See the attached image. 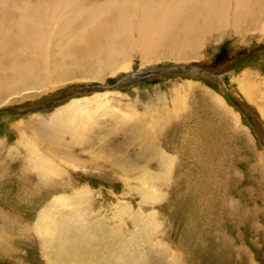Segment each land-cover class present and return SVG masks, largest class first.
<instances>
[{
  "label": "rangeland",
  "instance_id": "rangeland-1",
  "mask_svg": "<svg viewBox=\"0 0 264 264\" xmlns=\"http://www.w3.org/2000/svg\"><path fill=\"white\" fill-rule=\"evenodd\" d=\"M230 28L198 53L131 49L128 71L69 64L0 94V264H264V31ZM73 101L85 137L57 143L51 118ZM51 222L91 237L81 261L56 254Z\"/></svg>",
  "mask_w": 264,
  "mask_h": 264
},
{
  "label": "bare ground",
  "instance_id": "bare-ground-1",
  "mask_svg": "<svg viewBox=\"0 0 264 264\" xmlns=\"http://www.w3.org/2000/svg\"><path fill=\"white\" fill-rule=\"evenodd\" d=\"M230 27L239 32L264 31V0H0V94L19 93L24 86L41 84L48 73L62 76L69 64L75 68H89L90 64L95 63L97 72L128 71L132 69L129 58L131 49L140 52L144 63L152 61L154 56L162 52L167 56L174 53L182 55L184 52L198 53L201 47L211 44L213 36L210 35L219 33V37H214L219 42V38L223 37L221 32ZM240 79L239 88L249 98L255 97L257 90L261 91L260 86L253 82V77L245 81L242 77ZM211 92L205 93L213 98L209 94ZM82 106L80 101H73L65 107L68 111L59 113L58 110L51 118V123L58 127L57 132L53 133L55 142H60L67 133L73 139L72 144L85 137L79 131H85L86 123L81 129L75 123V118L69 115V111L72 115L73 112H82L84 120L91 118ZM261 113L264 114V111ZM50 134L47 132V135L52 136ZM28 149L31 162L41 174L53 172L51 161L33 144L29 143ZM48 221L43 227L49 231L51 225ZM54 227L47 242L54 245L55 240L59 239L56 242L60 243L56 254L70 258V261L71 257L75 261L80 260L82 252L89 246L90 236L84 235L83 230L77 234L69 231L70 227ZM98 241L96 248L101 244ZM93 244L95 246V242ZM88 255L87 258L91 257ZM117 256H120L118 264H127L124 254Z\"/></svg>",
  "mask_w": 264,
  "mask_h": 264
}]
</instances>
